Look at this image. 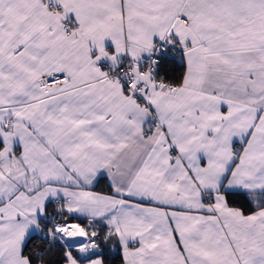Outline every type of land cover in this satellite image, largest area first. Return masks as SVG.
Returning a JSON list of instances; mask_svg holds the SVG:
<instances>
[{"label":"snow or ice","instance_id":"6c2138e0","mask_svg":"<svg viewBox=\"0 0 264 264\" xmlns=\"http://www.w3.org/2000/svg\"><path fill=\"white\" fill-rule=\"evenodd\" d=\"M117 262L264 264V0H0V264Z\"/></svg>","mask_w":264,"mask_h":264},{"label":"trees","instance_id":"16d2710c","mask_svg":"<svg viewBox=\"0 0 264 264\" xmlns=\"http://www.w3.org/2000/svg\"><path fill=\"white\" fill-rule=\"evenodd\" d=\"M38 244H40V241H39V239H36V240L30 242V247H31L32 245H38ZM117 264H119V262H117Z\"/></svg>","mask_w":264,"mask_h":264}]
</instances>
